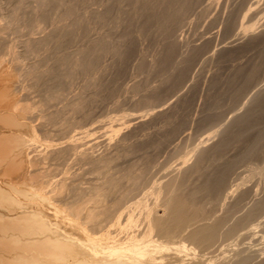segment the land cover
Masks as SVG:
<instances>
[{
    "label": "rangeland",
    "instance_id": "obj_1",
    "mask_svg": "<svg viewBox=\"0 0 264 264\" xmlns=\"http://www.w3.org/2000/svg\"><path fill=\"white\" fill-rule=\"evenodd\" d=\"M39 1L0 0V112L18 105L14 114L24 124L0 122V136H19L0 163V184L30 191H14L12 205L0 200V221L36 215L45 227L9 235L85 243V256L102 261L113 248L135 245L149 264H264V0H192L172 24L160 13L145 21L155 1L143 4L142 15L137 0H52L42 9ZM79 18L59 45L55 31ZM40 35L43 44L27 52L26 41ZM97 39L106 45L91 70L76 69L71 79L60 73L61 55L79 57L77 49ZM38 60L44 64L25 72ZM22 165L37 177L24 178ZM83 205L112 213L93 227L74 212ZM180 209L200 218L185 231L162 232ZM131 217L136 225L127 230ZM201 223L218 232L207 247L188 237ZM86 235L99 245L89 246Z\"/></svg>",
    "mask_w": 264,
    "mask_h": 264
},
{
    "label": "bare ground",
    "instance_id": "obj_2",
    "mask_svg": "<svg viewBox=\"0 0 264 264\" xmlns=\"http://www.w3.org/2000/svg\"><path fill=\"white\" fill-rule=\"evenodd\" d=\"M136 1V0H135ZM139 1L142 5H140V3H137L138 4V8L140 9V13L144 11V8L149 6V2L151 1H155V6H151L150 7H153V9L151 10L150 13L148 9L146 10V13H144L143 15L145 16V21L147 22L148 20L147 19H152V17H155L154 15L157 16V13H160L164 19H172L171 22H169V24L171 23L172 24V21H177L178 17L181 15V13H183L184 11H186L190 5V3L192 2V0H137ZM180 1V3H179ZM53 1L52 0H40L39 1V4L42 8H46L48 6H51L50 4L52 3ZM60 2L61 6H62V3L60 0H55V4H58ZM213 2V1H212ZM75 3V2H74ZM154 3V2H153ZM72 4V3H71ZM70 4V5H71ZM86 4V3H85ZM143 4L145 6V4L147 6H145L143 8ZM215 4V3H214ZM75 5V4H74ZM154 5V4H153ZM63 6H64V3H63ZM139 6H142L141 9ZM50 8V7H49ZM68 9V16L74 12V9L75 7L72 5L69 7H67ZM133 8V7H132ZM134 8L136 9V7L134 6ZM40 9V8H39ZM53 9V8H52ZM44 10V9H43ZM48 10V8H47ZM142 10V11H141ZM134 12V11H133ZM130 13V12H129ZM137 13V12H136ZM75 14V13H74ZM73 14V15H74ZM138 14V13H137ZM147 14H149V18H146ZM160 14L158 16H160ZM140 16V14H138ZM142 15V13H141ZM67 16V15H66ZM87 16V15H86ZM129 17V16H128ZM137 17V16H136ZM161 17V16H160ZM132 18V17H131ZM129 19V18H128ZM157 19V18H156ZM162 19V17H161ZM77 23L73 26V24L71 26L73 27H69L68 29H66L65 31H55L57 32L55 34L56 36V42L59 43H62L63 40H65V37L67 36V34L71 33V31H73V28L76 27L80 22H81V19H77ZM83 21V20H82ZM135 21V20H134ZM158 21V20H157ZM170 21V20H169ZM155 22V21H154ZM168 22V20H167ZM168 24V23H167ZM168 24V25H169ZM160 26V25H159ZM158 26V27H159ZM165 26V25H164ZM163 27V26H162ZM168 27V26H167ZM166 28V27H165ZM170 28V27H169ZM168 28V29H169ZM167 29V28H166ZM56 30V29H55ZM48 31V30H47ZM143 31V30H142ZM42 32V31H41ZM54 32V33H55ZM85 33V32H84ZM111 34V33H110ZM43 35V34H42ZM40 35V39H41V36ZM72 35V34H71ZM22 36V35H21ZM102 36V35H101ZM126 36V35H125ZM106 37V35H105ZM123 37V35H122ZM25 38V37H23ZM39 38V37H38ZM42 38L44 39V36H42ZM43 39L37 41L35 44H32L30 41H26V47H27V52L30 51V50H35L37 47H39L41 44H43ZM19 40V39H18ZM70 40V38H69ZM74 40V39H73ZM46 41V40H45ZM105 41L106 40H101V39H97V42L95 41L94 45L89 48V50H86L85 48L84 49H77V54L79 55V57H74V56H71V54H63L61 55V58L63 59V64H64V69L62 70V73L64 76L66 77H70L71 79V76L73 75V72L77 69H83V70H91V68L94 66L96 60H97V54L99 51L103 50L105 48ZM66 42V41H65ZM71 42V41H70ZM69 43V42H68ZM66 46V45H65ZM60 47V46H59ZM62 47V46H61ZM70 47V46H69ZM173 48H174V44H170L169 46V49H168V52L167 54L165 55L166 56V61H168V57L169 55L172 53L173 51ZM61 50V49H60ZM69 50V49H68ZM116 50V49H115ZM71 51V50H70ZM67 52V51H66ZM105 52V51H104ZM64 53V52H62ZM69 53V52H68ZM72 53V52H71ZM34 54V53H33ZM36 54V53H35ZM104 54V53H103ZM41 58V57H40ZM47 60V58H45ZM41 62H43L42 58L40 59ZM45 60V61H46ZM39 62V60H38ZM34 63V65H29L25 68V72H29L32 68H38V67H41L42 64L44 63ZM185 63V62H184ZM96 65V64H95ZM2 67V66H1ZM164 68V67H163ZM185 70V69H184ZM89 72V71H88ZM59 74V73H58ZM47 75H49L51 77V80L52 82L56 85V87L61 84L60 83V77L59 76H56L55 73H52V71L48 72ZM62 75V76H63ZM45 74H41V75H38L37 78L38 80H41L44 78ZM60 78V79H59ZM64 79V77H63ZM67 79V78H66ZM251 80V79H250ZM49 81V79H48ZM51 83V82H50ZM1 85H4V84H1ZM7 85V84H6ZM63 86V85H61ZM5 87V86H4ZM62 88V87H61ZM60 89V88H59ZM6 90V87L5 89L1 92V94L3 95L4 92ZM1 94H0V102L4 101L2 100L3 98H1ZM11 95V94H10ZM11 97V96H10ZM58 96L53 93L51 95H49V101L53 100L54 98H57ZM5 101L8 99L4 98ZM13 101L10 100L9 104L11 105V102ZM6 103V102H5ZM80 103V102H79ZM8 104V105H9ZM6 105V104H5ZM2 106H3V103H2ZM82 106V104H81ZM1 107V106H0ZM23 107V106H21ZM79 107H80V104L76 103L73 105V109H78L79 110ZM258 107V106H257ZM8 108L10 109V107L8 106ZM20 106L18 105H13V114L15 113V111L19 110ZM26 108H22V110H24ZM31 109V108H30ZM257 109V108H256ZM27 110V109H26ZM260 110V109H259ZM264 110V109H263ZM1 111V110H0ZM8 111V110H7ZM257 111V110H256ZM19 112V111H18ZM10 112H6V114L1 113L0 112V122H2L5 126H8L9 128L11 126H24V124L18 119V117L16 118L15 117V114L14 116L12 115V113ZM258 113V112H257ZM19 114V113H18ZM260 115V114H259ZM258 115V116H259ZM257 117V116H256ZM254 119V118H253ZM257 119V118H256ZM260 119V118H259ZM254 123V122H252ZM18 129V128H17ZM12 130V128H11ZM4 132V131H3ZM10 132V131H9ZM14 132V131H13ZM1 133V132H0ZM14 134V133H13ZM11 132L9 134H4V135H1L0 136V151H3L4 153L0 155V163H6L4 161H7V157H8V151L11 149L9 148V146H11L12 148V151L13 150V147L12 145H16L19 144V136H16L15 134L13 135ZM257 141V139H256ZM259 142V140L257 141ZM253 144V143H252ZM256 145V144H255ZM251 146V145H250ZM250 148V147H249ZM255 148V147H254ZM9 149V150H8ZM249 150V149H248ZM6 151V152H5ZM16 151V149H15ZM18 151V150H17ZM249 152V151H248ZM16 155L18 156V154L20 155V153L18 152H15ZM14 153V154H15ZM10 155V153H9ZM13 156V154H11ZM15 155V157H17ZM22 156L24 157L23 153H22ZM13 156V158L16 160ZM9 158H11V156H9ZM20 158L17 157V159ZM25 158V157H24ZM28 158V157H27ZM22 159V158H21ZM11 161V159H9ZM13 160V159H12ZM19 160V159H18ZM24 160L22 159L21 161L19 160V162L21 164H23ZM104 161V160H103ZM9 162V161H8ZM26 162V161H25ZM229 162V161H228ZM7 164V163H6ZM15 164V163H14ZM17 164V162H16ZM21 164L17 165V170L20 169L21 167ZM24 164H27L24 163ZM32 164V163H31ZM34 164V163H33ZM104 164V163H102ZM232 164V163H231ZM1 165V164H0ZM4 165V164H3ZM10 165V164H8ZM30 165V164H29ZM12 166V165H11ZM23 168L25 165H22ZM6 167V166H5ZM9 167V166H8ZM10 168L12 167H9L8 169L10 170ZM22 168V169H23ZM227 168V167H226ZM7 169V168H6ZM21 169V170H22ZM26 171H23L25 174L24 175V178H33V177H37V176H33V177H30L29 174L30 172L28 171V167H25L24 168ZM14 170H15V167H14ZM8 171V170H7ZM13 171V170H12ZM20 171V170H19ZM5 172V171H4ZM9 172V171H8ZM11 172V171H10ZM12 174H14L15 172H11ZM22 174V175H23ZM7 175V173H6ZM9 175V174H8ZM15 175V174H14ZM37 175V173H36ZM40 177V176H39ZM19 178V177H18ZM19 180V179H18ZM35 180V179H34ZM15 182V181H14ZM2 183V182H1ZM118 183L117 180L115 179H111L110 182H109V185L110 186H114ZM7 184V183H6ZM13 185V184H12ZM11 185V186H12ZM13 187V186H12ZM11 187V188H12ZM13 191L9 190L7 187H4L2 186V184H0V200L1 201H4L5 203H7V205H12L13 203V198L11 197L12 194H14L13 192H21L24 194H29V192H27L26 190H24V188H21L19 186V188L14 185L13 187ZM42 190V189H41ZM104 190V189H103ZM227 190V189H226ZM39 192V191H38ZM38 192L37 194L34 193L35 195H38ZM201 193V192H200ZM30 194H33L32 192ZM33 194V195H34ZM40 194V193H39ZM99 194V195H98ZM97 196H99V198L95 201H99V200H102V198L106 195V191H102V192H98ZM131 195V194H130ZM40 196V195H39ZM126 196V195H125ZM128 196V195H127ZM36 197V196H35ZM38 197V196H37ZM135 197V196H134ZM197 197V196H196ZM218 197V196H217ZM97 198V197H95ZM106 198V197H105ZM39 200H42L43 199V196L40 198H38ZM124 199H122V201L124 202ZM126 200V199H125ZM91 201V200H90ZM93 202H94V198H93ZM101 202V201H100ZM123 202H120L119 203H122L124 205ZM118 203V202H117ZM91 204V203H90ZM98 204V203H97ZM117 205V204H115ZM118 204V208H120V206H123V205H120ZM92 206V205H91ZM175 207V206H174ZM194 207V206H193ZM192 207V208H193ZM74 208V207H72ZM115 208V207H114ZM176 209V208H175ZM118 210V209H116ZM112 211V208L110 207H100V206H94V207H89V205H83V206H79V207H76L74 209V212H76V214H81L82 215H85V219H86V223L89 224L90 226H93V227H99L100 228V217L102 215H105V214H109L110 212ZM170 211V210H169ZM116 212V211H115ZM175 212V211H174ZM112 213V212H111ZM191 214V213H190ZM75 215V214H74ZM199 214L198 213H193L192 215H189L188 213H186V211L184 209H180L178 212H176L174 215H172L167 221L165 220L163 222L164 226L163 228L161 229L162 232H165V233H177L179 231L177 230H180V228L182 227V230H183V226H186V224L188 223H192L193 221L195 222L197 216ZM156 216V215H155ZM107 217V216H106ZM199 217V216H198ZM200 218V217H199ZM7 220V219H6ZM203 220V219H202ZM193 222V224H195ZM198 222V221H197ZM203 222V221H202ZM214 222V221H213ZM136 219H134V217H131V219H128L126 224L127 225V230H131L132 227H134L136 224ZM204 223V222H203ZM216 223V222H215ZM220 222H217V224H219ZM222 223V222H221ZM220 223V224H221ZM199 224V223H198ZM202 224V223H201ZM207 224H210V223H207ZM198 225V226H194L195 228L189 232L188 234V237L190 238V240H196L199 242V245H203L205 244L206 247H207V243L209 244L210 241L213 240V235L215 232H217L216 230V225L213 223L211 225ZM222 225L221 224V227L222 228ZM157 226V225H156ZM188 226V225H187ZM190 226V225H189ZM193 226V225H192ZM218 226V225H217ZM219 227V226H218ZM45 227H44V224H43V221L37 217L36 215H32V216H17L15 219H12L10 221H0V264H147V262L149 261L150 258H148L146 260V258L144 259L145 257V254H144V248L143 246L140 247V246H135V245H132L130 247H127V248H122L121 246L122 245H126V243L124 242V244L120 245L119 247H121L122 249H117L118 247L116 248H113L112 250L109 251V257L111 258V260L108 259L107 260H104L102 261L101 259L98 258V256H94L93 253L92 255L93 256H85L87 255L86 252H84V249L83 246L87 245V244H83L81 247L79 245H74L75 243L73 242H65L64 240L60 239V238H57V239H54L50 236H45V235H41V236H38V237H29V236H25V237H20V239L18 238H14L13 236L9 235V232L11 230L13 231H17L18 233H20L21 235H28L30 234L31 232H37L40 231V230H43ZM186 228H189V227H186ZM218 229V228H217ZM83 230V229H82ZM181 230V231H182ZM188 230V229H187ZM186 230V231H187ZM214 230H216L214 232ZM221 230V229H220ZM224 230V229H223ZM228 230V229H227ZM227 230H224V231H227ZM233 230V229H232ZM81 231V230H80ZM185 231V228L184 230ZM182 231V233H183ZM223 231V232H224ZM83 232V231H82ZM188 232V231H187ZM221 232V235L222 233ZM186 232H184L185 234ZM218 233V232H217ZM216 233V234H217ZM225 233V232H224ZM85 232H84V236H85ZM180 234V233H179ZM47 235V234H46ZM217 236V235H216ZM215 236V237H216ZM220 237V236H219ZM222 237V236H221ZM188 238V239H189ZM90 235H86V240L88 241V244L89 246L91 247H96L98 242L96 241V239H94ZM107 239V238H106ZM126 239V238H125ZM145 240V239H144ZM143 240V241H144ZM147 240V239H146ZM219 240V239H218ZM123 241V240H122ZM134 241V240H133ZM106 242V241H105ZM142 242V241H141ZM111 243V242H110ZM116 241L113 243L115 245ZM118 243V242H117ZM133 244L135 242H132ZM136 243H138L136 241ZM145 243V242H144ZM218 243V242H217ZM79 244V243H78ZM112 244V245H113ZM120 244V241L119 243ZM152 244V243H150ZM214 244H216V242H214ZM117 245V244H116ZM154 245V244H153ZM211 245V242L209 244V246ZM110 247V245H108ZM107 246V247H108ZM151 246V245H149ZM147 246V247H149ZM106 247V246H105ZM162 247V246H161ZM89 248V247H88ZM87 248V249H88ZM100 249L102 247H99ZM152 248V246L150 247ZM91 249V248H90ZM89 249V250H90ZM93 249V248H92ZM108 249V248H107ZM148 249V248H147ZM167 249V248H166ZM206 249V248H205ZM99 251V249H97ZM109 250V249H108ZM153 250V249H152ZM151 249L149 251H152ZM93 251V250H92ZM101 251V250H100ZM97 252V251H96ZM96 252H95V255H96ZM104 252V250H103ZM107 252V251H106ZM153 252V251H152ZM101 255L103 254L102 251L100 252ZM150 253V252H149ZM148 253V254H149ZM157 253V252H156ZM155 253V255H156ZM151 254V253H150ZM91 255V254H90ZM104 256V255H103ZM108 256V255H107ZM150 256V255H149ZM106 258V257H105ZM104 259V258H103ZM152 259V258H151ZM161 259V258H160ZM244 259V258H243ZM145 260V261H144ZM247 260V259H245ZM153 261V260H152ZM255 261V260H254ZM236 262V261H235ZM248 263V262H247ZM149 264V262H148Z\"/></svg>",
    "mask_w": 264,
    "mask_h": 264
}]
</instances>
